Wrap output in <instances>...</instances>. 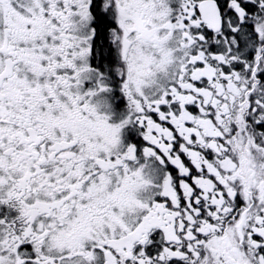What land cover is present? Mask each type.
<instances>
[{
	"label": "snow or ice",
	"instance_id": "1",
	"mask_svg": "<svg viewBox=\"0 0 264 264\" xmlns=\"http://www.w3.org/2000/svg\"><path fill=\"white\" fill-rule=\"evenodd\" d=\"M0 264H264V0H0Z\"/></svg>",
	"mask_w": 264,
	"mask_h": 264
}]
</instances>
